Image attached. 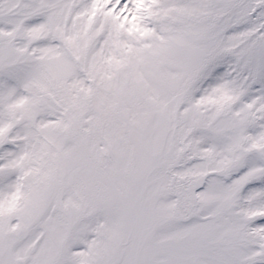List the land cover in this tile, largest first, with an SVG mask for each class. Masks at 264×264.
<instances>
[{
	"label": "snow or ice",
	"instance_id": "snow-or-ice-1",
	"mask_svg": "<svg viewBox=\"0 0 264 264\" xmlns=\"http://www.w3.org/2000/svg\"><path fill=\"white\" fill-rule=\"evenodd\" d=\"M0 264H264V0H0Z\"/></svg>",
	"mask_w": 264,
	"mask_h": 264
}]
</instances>
